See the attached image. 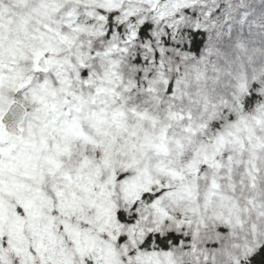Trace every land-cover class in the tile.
Here are the masks:
<instances>
[{
  "label": "snow or ice",
  "instance_id": "1",
  "mask_svg": "<svg viewBox=\"0 0 264 264\" xmlns=\"http://www.w3.org/2000/svg\"><path fill=\"white\" fill-rule=\"evenodd\" d=\"M0 264H264V0H0Z\"/></svg>",
  "mask_w": 264,
  "mask_h": 264
}]
</instances>
